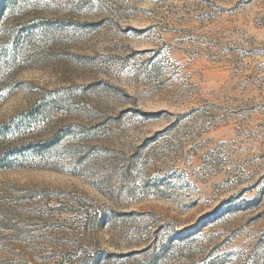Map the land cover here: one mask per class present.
I'll return each mask as SVG.
<instances>
[{
  "label": "rangeland",
  "instance_id": "374dc122",
  "mask_svg": "<svg viewBox=\"0 0 264 264\" xmlns=\"http://www.w3.org/2000/svg\"><path fill=\"white\" fill-rule=\"evenodd\" d=\"M0 61V147L53 138L0 264H264V0H0Z\"/></svg>",
  "mask_w": 264,
  "mask_h": 264
},
{
  "label": "trees",
  "instance_id": "16d2710c",
  "mask_svg": "<svg viewBox=\"0 0 264 264\" xmlns=\"http://www.w3.org/2000/svg\"><path fill=\"white\" fill-rule=\"evenodd\" d=\"M3 64L4 63L0 61V68L2 69H4ZM43 107V109L47 107L46 103ZM35 114L34 109L25 110L13 116L8 122L0 125V140L19 135L24 128L28 129L36 117ZM13 144L0 147V169L24 166L29 160L36 161L50 158L49 148L53 146V138L38 146L29 144L13 146Z\"/></svg>",
  "mask_w": 264,
  "mask_h": 264
}]
</instances>
